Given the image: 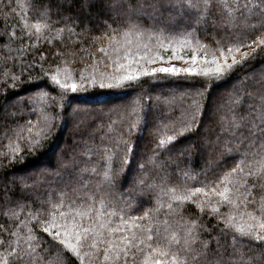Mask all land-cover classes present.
<instances>
[{
    "label": "trees",
    "instance_id": "16d2710c",
    "mask_svg": "<svg viewBox=\"0 0 264 264\" xmlns=\"http://www.w3.org/2000/svg\"><path fill=\"white\" fill-rule=\"evenodd\" d=\"M6 4H11L10 10L5 9ZM82 4L83 0H0V161L8 163L4 158L5 154L11 156L12 149L17 145L25 156L22 163L12 164L8 168L0 167V191L7 187L12 198L11 201H6L0 196V242L3 243L0 255L4 254V249L11 251L7 241L15 245L17 236L26 237L29 229L32 230V235L42 233V225H38L33 216L40 220L45 219L42 213L51 211L49 201L58 205V212L65 213L83 210L85 204L91 203L105 212L113 206H116L117 210L128 206L125 207L127 215L137 217L141 216L145 209L159 208L158 216L161 220L168 219L172 224L181 216L185 220L197 219L202 229H213L211 235L217 236L218 229L214 226L218 220L211 208L217 206L221 214H228L232 211L228 205H217L218 197L205 198L203 193H193V199L184 202H177L171 197L186 194L185 188L204 187L203 170L210 162L215 164L220 153L209 143L202 141H215L219 136L221 141H229L239 146L240 141L231 140V137H239L241 133L246 135L247 129L241 127L233 131L229 123L235 115L243 116L249 111L252 100L246 93L253 89L245 82L238 86L239 91L234 90L235 76L215 81L199 101L203 109V117L198 121L199 131L184 136L175 144L167 140V137L173 134L171 125L168 128L164 125L175 121V126H180L184 113L190 110L193 99L187 93L199 88V81H189L183 77L154 80L145 76L122 88H100L97 85L76 93L69 92L66 100L55 108L51 106V100L31 104L25 100L24 103H19L18 98H26L37 89H47L59 100L58 93L61 90L57 88L52 91L47 88L51 74L57 69L60 70L61 80L70 73V83H82L81 73L84 77L91 78L95 75L98 79L101 73L113 71L112 68L106 69V64L117 57L124 62L125 53L128 51L123 36V32L127 30L126 22H122L125 18L110 11L111 0H88L86 5ZM45 9L48 10V18L42 19L39 13ZM161 11L163 16L155 14L156 20L141 19V29L160 35L165 44L169 39L192 41L193 47L183 49L185 55L193 51L197 39L208 45L211 51L215 47L213 37L218 40L225 35L219 27L213 28L210 17H201V22L196 23L194 16H175L173 13L175 18L169 20V13ZM249 22L255 21L249 17ZM37 24L41 25L39 33L36 32ZM111 29H118L116 39L120 44L115 47L119 48V51H114V45L109 44L106 38L112 34ZM102 36L105 38H101ZM129 39L135 41V37ZM143 42L155 47L156 38L153 36L149 41L145 32ZM101 48L105 51L101 52ZM195 50L198 55L203 54L202 50ZM177 51L179 53L180 49ZM136 53L134 43L129 59L136 56ZM140 54H143L142 49ZM170 54L161 50L160 55L164 56L165 60L148 66H187L183 61L167 60ZM105 56H111L112 61L104 59ZM14 62L17 65L21 62L31 64L32 67L21 76L19 67H13ZM257 66L264 67L259 61ZM5 73L9 77L6 81L9 86L13 84L10 78L12 75L20 76L19 86L5 90ZM243 74L241 71L236 75L242 77ZM44 105H47L45 112L54 118L52 131L39 151L28 154L31 150L26 151V145L18 139L21 130L18 126H24L29 121L37 123L39 111ZM137 105L143 106L142 124L138 125V131L131 137L125 136V139L135 143L132 163L115 175L109 184L103 178L105 158L111 155L114 141L121 135L122 130L127 132L128 123L135 120L134 116L125 118V110L131 113ZM74 107L81 111L73 113ZM83 110H87L91 120L85 117ZM34 112L36 114H33ZM157 124L160 125L159 130H156ZM43 126L41 123L40 127ZM222 129H227V132ZM27 135L25 131L24 136ZM161 140L165 143L160 146L154 157L152 149L156 148ZM186 145H190V148L181 156L179 149ZM169 148L170 151L167 150ZM21 153H17V157ZM223 163L231 167L235 163L233 155H228ZM140 165H143V170ZM120 167L119 157L114 158L111 172L117 173ZM217 171V168L213 167L207 172V177L211 179ZM184 173H187V179L184 178ZM20 174H35L36 180L14 182L13 177ZM165 174L168 176L162 184ZM140 180H143L145 185L154 184L157 187L155 190H147L138 183ZM216 187L222 190L220 183H217ZM161 188L165 189L167 195L161 193ZM261 196H264V191L257 190L256 207H259ZM101 197L105 201L103 206L99 203ZM17 202L24 206L18 207ZM169 203L172 204L174 215L166 217ZM10 210L15 211L17 215H10ZM239 211L243 212L245 209L240 208ZM247 211H253V208L249 207ZM232 214L240 220L235 212ZM255 214L259 215V212ZM220 227H224L222 222ZM202 229L200 239L208 240V234ZM171 230H175L174 226ZM161 232L163 235V225ZM12 233L17 235H11ZM167 235L170 236L171 231ZM236 235L239 236L238 233ZM219 239L221 243H232L231 235L221 236ZM24 246L26 247V244ZM211 248H215L214 241ZM39 255L43 256V264H47L50 257L44 256L43 253ZM142 260L143 257H140L137 264H142ZM73 264H80V261L74 259Z\"/></svg>",
    "mask_w": 264,
    "mask_h": 264
},
{
    "label": "snow or ice",
    "instance_id": "6c2138e0",
    "mask_svg": "<svg viewBox=\"0 0 264 264\" xmlns=\"http://www.w3.org/2000/svg\"><path fill=\"white\" fill-rule=\"evenodd\" d=\"M87 3L88 0H83L82 6ZM109 8L116 16L124 17L125 21L122 22L127 24V30L123 32L124 43L128 46L124 62H121L119 57L112 61L111 56H105L104 59L112 61L106 64L105 68H112L113 71L101 73L98 79L95 75L87 78L81 73L82 83H70L69 81L72 80L70 73L61 80L60 70L57 69L51 74L47 88L52 91L60 89L59 100L53 97L47 89H37L26 98H18V102L22 104L27 100L31 104L51 100V106L55 108L66 100L69 92L76 93L97 85L100 88H122L145 76L154 80H163L165 77H183L189 81H199L201 86L187 93L193 99L189 106L190 110L184 113L180 126L176 127L175 121H169L164 125L165 128L171 125L173 134L169 135L167 140L175 144L184 136L199 131L198 121L203 117V109L199 101L215 81L231 79L235 76L236 83L233 84V89L236 91H239L240 84L247 82L253 89L246 93L247 97L252 100L251 107L245 115H235L229 123L233 131L243 127L247 129V134L241 133L239 137L235 135L231 137V140L240 141L239 146L229 141H221L219 136L215 141H202L209 143L220 153L216 163L210 162L203 170L204 187L185 188L186 194L171 197L177 202H184L192 200L193 193H203L205 198L218 197L217 205L223 203L228 205L232 211L228 214H221L217 206L211 208V212L216 213L218 220L214 226L218 229V235L213 237L211 235L213 229H202L197 219L185 220L181 216L172 224L168 219L161 220L158 216L159 208L145 209L143 214L137 217L127 215L125 207L128 206L120 207L119 210L113 206L105 212L91 203L85 204L83 210L65 213L58 212V205L49 201L51 211L42 213L45 219L40 220L33 216L37 224L42 225V233L32 235V230L29 229L26 237L17 236L15 245L7 241L11 251L4 249V254L0 255V264H38V262L43 264V256H40V253L50 257L47 264H73L74 259L79 260L80 264H137L140 257H143L142 264H264V196L259 198V207H256V192L257 190L264 191V67L257 66V61L264 65V31H262L264 30V0H111ZM5 9L10 10L11 4H6ZM161 10L169 13V20L175 18L173 13L175 16H194L196 23L201 22V17H210L213 28L219 27L225 35L218 40L213 37L215 47L211 51L208 45L202 44L197 39L193 51L185 55L183 49L193 47L192 41L169 39L165 44L160 35L141 29L139 23L141 19L156 20L155 14L159 13L163 16ZM39 14L42 19L48 18L47 9ZM249 17L255 22L250 23ZM217 21L220 23L218 24ZM40 30L41 25L37 24L36 32L39 33ZM145 32H147L149 41L155 36V47H150L149 43L143 42ZM111 33L106 38L109 44L114 45V51H119V48L115 47L120 44V41L116 39L119 34L118 29H111ZM130 37H135V41L129 39ZM134 43L137 53L129 59ZM197 48L202 50L203 54L198 55L195 50ZM141 49L143 50L142 55L140 54ZM177 49H180L179 53ZM161 50L171 53L167 56V60L183 61L187 66L177 67L171 64L163 66L161 64L159 67H149L148 65H155L165 60V57L160 55ZM100 51L104 52L105 49L101 48ZM17 66L21 76L32 67L31 64L26 65L21 62L17 65L14 62L13 67ZM241 71L244 73L243 76H237L236 74ZM8 78L5 73V90L16 88L21 83L20 76L12 75L10 78L13 84L9 86L6 83ZM29 79L32 78L29 77ZM233 103L235 104V101ZM46 107L47 105L41 107L37 123L33 124L29 121L24 126H18L21 129L18 139L26 145V151L31 150L28 154L39 151L52 131L54 118L45 112ZM142 107V105H137L131 113L125 110V118L134 116L135 120L128 123L127 132L122 130L121 135L114 141L111 155L105 158L103 178L109 184L112 183L115 175L124 171L132 163L135 143L130 139H125V136L131 137L138 131V125L142 124ZM80 111L78 107L73 108V113ZM83 111L85 117L91 120V115L87 113V110ZM215 111L214 109L213 114ZM41 123L43 127H40ZM159 128L160 125L157 124L156 130ZM34 129H36L35 132ZM222 130L227 132V129ZM25 131L28 133L27 136H24ZM164 143L165 141L161 140L156 148L152 149L154 157ZM189 148L190 145L181 147L179 154L182 156ZM17 153H21L19 145L12 149L11 156L5 154L4 158L8 163L0 161V167L8 168L12 164L22 163L25 156L21 153L17 157ZM230 154L233 155L235 163L228 167L223 161ZM116 157H119L121 167L114 174L111 168L112 161ZM139 167L143 170V165ZM213 167H216L218 171L209 179L207 172ZM167 176L168 174H165L162 184ZM184 178H188L187 173H184ZM26 179H32L35 182L36 176L35 174H20L13 177L14 182H22ZM250 179L251 183H249ZM138 183L147 190H155L157 187L154 184L145 185L143 180ZM217 183L222 185V190L216 187ZM160 191L167 195L164 188ZM0 196L6 201L12 200L7 187L0 191ZM99 203L101 206L105 204L103 197ZM209 203L211 204V200ZM17 206L23 207L24 205L17 202ZM167 207L169 212L165 213V216L174 215L172 204L169 203ZM201 207H203L202 202ZM249 207H252L253 211H247ZM240 208H244L245 211H239ZM257 211L259 215L255 214ZM233 212L240 217L239 221L232 214ZM9 214L17 215L12 210ZM221 222L224 225L222 228L220 227ZM173 226L175 230H171ZM201 229L208 234V240L200 239ZM170 231L169 236L167 234ZM237 233L239 236L236 235ZM11 235H17V233ZM229 235L232 236V243L220 242L219 237ZM213 241L215 248H211ZM153 244L156 246L154 247ZM2 246L3 243L0 242V247Z\"/></svg>",
    "mask_w": 264,
    "mask_h": 264
},
{
    "label": "rangeland",
    "instance_id": "374dc122",
    "mask_svg": "<svg viewBox=\"0 0 264 264\" xmlns=\"http://www.w3.org/2000/svg\"><path fill=\"white\" fill-rule=\"evenodd\" d=\"M170 64H165V65H163V66H169ZM171 65H174V64H171ZM159 66H161V65H159ZM159 66H157V67H159ZM175 66H177V67H185V66H181V65H175Z\"/></svg>",
    "mask_w": 264,
    "mask_h": 264
}]
</instances>
